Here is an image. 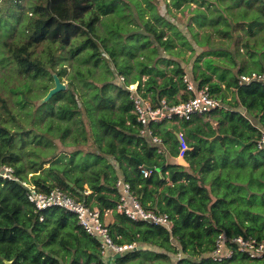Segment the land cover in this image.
<instances>
[{
    "label": "trees",
    "instance_id": "16d2710c",
    "mask_svg": "<svg viewBox=\"0 0 264 264\" xmlns=\"http://www.w3.org/2000/svg\"><path fill=\"white\" fill-rule=\"evenodd\" d=\"M163 1L161 14L158 0H0V163L102 220L110 212L113 241L139 246L104 258L73 213L36 210L20 183L0 181V264H264L238 252L209 258L220 232L264 239V148L256 146L264 83L236 79L264 69V0ZM65 64L70 89L53 93ZM187 64L225 107L211 112L214 126L201 115L179 120L188 148L178 162L139 134L114 72L138 82L144 97L175 104L193 95ZM150 127L177 156L169 122ZM119 178L171 228L117 213ZM195 179L207 183L208 203ZM159 188L165 196L156 198Z\"/></svg>",
    "mask_w": 264,
    "mask_h": 264
},
{
    "label": "built area",
    "instance_id": "2783aa9c",
    "mask_svg": "<svg viewBox=\"0 0 264 264\" xmlns=\"http://www.w3.org/2000/svg\"><path fill=\"white\" fill-rule=\"evenodd\" d=\"M114 74L117 83L128 92L132 102V111L136 117V121L140 124L139 134L147 137L152 144L158 147L161 146L162 140L152 132L151 123L189 120L195 115H201L214 126L215 122L211 117V112L225 107L211 95L206 86H198L190 80L187 74L183 76V81L186 84V90L192 92L193 95L175 104H170L163 98L152 101L142 95L138 88V82L128 83L122 75L116 72ZM236 79L240 85L252 82L264 83V69L249 73H239ZM176 138L178 142L176 158H183L184 152L188 148L185 137L182 132H177ZM256 146L259 149L264 148V129L260 130ZM158 151L160 152L161 150L159 149ZM149 172L150 170L141 168V173L144 176L148 175ZM0 181H15L20 183L25 189L27 200L33 204L36 210L58 206L73 213L76 217V224L88 235L97 238L100 253L104 258L111 259L115 255H121L139 248L135 242L115 243L110 235L109 228L101 219V214L97 209L89 208L59 188L55 187L48 191L38 190L31 182L21 180L14 173L11 165L3 163H0ZM116 186L119 193L118 202L115 206L117 213L123 214L132 220H141L153 225L164 226L168 230L171 228L172 223L168 215L153 209H145L137 197L132 194L129 183L119 178ZM196 186L205 191L204 184H196ZM185 202L183 201V203ZM197 211L203 214V210ZM40 220H42V217H40ZM235 252L242 253L251 258H264V239L244 237L242 235L227 236L225 233L220 232L216 235L209 258L214 262H222Z\"/></svg>",
    "mask_w": 264,
    "mask_h": 264
},
{
    "label": "crops",
    "instance_id": "0c3cea01",
    "mask_svg": "<svg viewBox=\"0 0 264 264\" xmlns=\"http://www.w3.org/2000/svg\"><path fill=\"white\" fill-rule=\"evenodd\" d=\"M184 70H185V73L190 78V80H192L195 84H197V82H195L193 80V78H192L190 64L185 65ZM241 111L244 112L243 110H241ZM168 122H169V125H170V129H171V131L173 132V134H174V136L176 138L177 132H182V129L180 128L179 120L168 121ZM172 126H175V128H173ZM176 140H177V138H176ZM157 149L161 150L160 152L157 150V153H163V155L165 156V158L167 160L177 161L176 156L175 157L170 156V154L167 151V147H166V145L163 142H162L161 146H159V147L157 146ZM158 172L160 173V170H158ZM166 180H168V177H166ZM194 181H195V185L196 184H199V185L204 184L205 191L204 190H202V191L205 194L206 203H208L210 201V199H211V195L208 193V191L206 189L207 188V183L206 182H200L197 179H195ZM158 196H165V194L162 192L161 188H159L158 193H157V195L155 197L157 198ZM175 196H177V199L174 198ZM171 197H173L175 200L178 201V195H173ZM203 214H205V210H203ZM110 217H111V213L110 212H105L104 217H103L104 222H107V220H109Z\"/></svg>",
    "mask_w": 264,
    "mask_h": 264
},
{
    "label": "rangeland",
    "instance_id": "374dc122",
    "mask_svg": "<svg viewBox=\"0 0 264 264\" xmlns=\"http://www.w3.org/2000/svg\"><path fill=\"white\" fill-rule=\"evenodd\" d=\"M166 1H169V0H166ZM158 5H159V10H160V12H161V14L165 11V2L163 1V0H158ZM40 49V48H39ZM103 56L104 57H107V54H105V53H103ZM65 66L67 67V71L66 72H64V74L59 78L57 75L55 76V81H54V83L56 82V81H60V82H62L65 86H66V89L64 88V90H69L70 89V86H69V81H70V79L67 77V72H68V70L70 69V65L69 64H65ZM6 69L7 68H2L1 70L2 71H4V75L5 76H9V75H11L10 73H9V71H6ZM2 76H1V74H0V78H1ZM111 81L114 79V75L113 74H111ZM6 80V79H5Z\"/></svg>",
    "mask_w": 264,
    "mask_h": 264
},
{
    "label": "water",
    "instance_id": "95a60500",
    "mask_svg": "<svg viewBox=\"0 0 264 264\" xmlns=\"http://www.w3.org/2000/svg\"><path fill=\"white\" fill-rule=\"evenodd\" d=\"M65 88V85L60 82V81H56L54 83V87L51 89V92L55 93V92H58V91H61V90H64ZM219 136L216 135L214 138H218ZM178 162H184V159L182 157L178 158L177 159ZM175 199H177V196L174 197ZM118 256V255H116ZM5 264H11V261H4Z\"/></svg>",
    "mask_w": 264,
    "mask_h": 264
}]
</instances>
